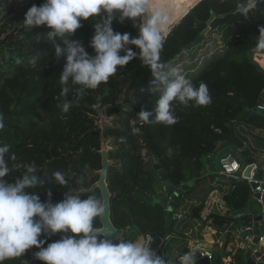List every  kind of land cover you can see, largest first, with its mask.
I'll list each match as a JSON object with an SVG mask.
<instances>
[{"label": "trees", "instance_id": "trees-1", "mask_svg": "<svg viewBox=\"0 0 264 264\" xmlns=\"http://www.w3.org/2000/svg\"><path fill=\"white\" fill-rule=\"evenodd\" d=\"M42 3L43 0H28L21 9L12 0H0V114L5 125L0 129V142L9 145L10 152L17 157L11 164L19 166L5 179L12 182L31 164L38 167L36 175L46 182L45 188L35 190L39 191L42 201L48 189L52 190L54 203L62 200L67 190L50 183L52 173L57 170L65 174L69 188L82 187L84 197L101 196L99 189L92 186L99 178V150L105 140L111 145L108 156L112 165L106 177L111 194L110 219L115 228L124 231L123 240H136L139 226L145 230V237L156 236L163 230L164 210L161 204H153L152 199L167 202L169 194L153 168L154 163L160 164L168 174L176 192L189 180L194 182L178 196L168 229L170 234L180 236L192 221H203L206 225L208 220L219 225L228 221L239 192L238 183L212 174L220 172L221 156L215 157L218 152L229 148L222 157L231 154L237 158L238 154L234 145L217 151L216 146L226 139L229 125L261 117L246 119L243 100L257 104L263 96L264 72L254 59L264 50L257 42L259 36L264 38V33H260L264 28L262 8L253 11L247 0H200L171 28L165 36L161 60L196 85L206 83L212 102L196 108L174 105L178 123L165 126L144 124L136 117L142 109L151 111L156 99V93L147 91L153 79L150 71L138 58L118 68L107 83L86 90L78 103L63 113L59 107L64 101L59 96V77L64 58L57 59L52 44L44 40L43 26L27 28L24 25L27 10ZM239 9L246 14L243 23L228 24L208 39L195 42L204 35L200 25ZM91 22L82 21V27L71 39L80 41L94 55L88 47L93 34ZM138 22L113 21L111 26L114 31L128 32L135 37L138 32L134 25ZM17 59L21 62L17 63ZM69 85L67 99L75 101L79 86L71 85V81ZM94 104L100 107L93 108ZM99 112L111 120L103 129L93 120ZM137 128L141 129L139 133L135 131ZM121 137L126 142L120 143ZM239 155L242 170L247 154ZM207 164L211 171L207 170ZM80 177L84 178L83 185L77 184ZM207 183L208 191L217 189L221 193L223 213L214 208L204 216L206 196H192ZM94 223L101 227L99 218ZM54 240L57 239L52 236L47 242ZM36 251L29 249L20 258L5 260L4 264H41L33 257ZM187 251L190 250L184 247L180 256Z\"/></svg>", "mask_w": 264, "mask_h": 264}, {"label": "clouds", "instance_id": "clouds-1", "mask_svg": "<svg viewBox=\"0 0 264 264\" xmlns=\"http://www.w3.org/2000/svg\"><path fill=\"white\" fill-rule=\"evenodd\" d=\"M258 2L251 0L252 7ZM90 20L93 34L88 47L94 55L80 41L71 39L82 27V21ZM125 20L139 21L134 25L138 32L135 37L128 32L114 31L111 26L113 21ZM169 20L170 14L156 7L153 0H43L39 6L33 5L27 10L24 25L27 28L43 26L44 40L52 44L57 59L64 58L59 77V96L64 98L59 107L63 113H68L86 90L107 83L118 68L138 58L150 71L153 79L147 91L156 93V99L151 111L142 109L136 117L144 124L171 126L179 120L174 105L206 107L212 97L206 83L196 85L161 60ZM260 33H264V28ZM257 42L264 47V38L259 36ZM69 81L79 86L75 101L67 99ZM4 127V117L0 114V129ZM135 131L139 133L141 129ZM119 142H126V138L121 137ZM16 159L9 145L0 142V264L20 258L33 248L38 250L33 257L41 264H168L153 249L151 236L133 241L113 240L105 235L94 223L104 217L103 197L96 194L84 197L82 187L69 188L62 171H54L51 176L50 183L67 189L62 200L55 203L51 189L45 192L43 201L39 191H35L45 188L46 182L36 175L39 169L34 165H28L12 182L6 180L19 167L11 164ZM84 182L83 177L77 179L79 185ZM58 233L61 234L58 240L47 242ZM179 260L180 264H197L194 251L184 252Z\"/></svg>", "mask_w": 264, "mask_h": 264}, {"label": "water", "instance_id": "water-1", "mask_svg": "<svg viewBox=\"0 0 264 264\" xmlns=\"http://www.w3.org/2000/svg\"><path fill=\"white\" fill-rule=\"evenodd\" d=\"M200 1V0H199ZM197 4V3H196ZM195 4V5H196ZM194 5V6H195ZM192 6L191 8H193ZM190 8V9H191ZM189 9V10H190ZM252 8V10H256ZM188 10V11H189ZM188 11L179 19L181 20ZM177 20L174 24L170 26L166 35L170 32L171 28L179 21ZM246 20V14L242 9H239L233 13H228L220 17H213L207 23L200 25L204 30V35L199 36L195 39V42L201 41L203 38H208L212 33L218 31L219 28H222L228 24H239L243 23ZM264 52V50H263ZM244 105L248 110V117L261 116L264 118V112L255 111L256 102H250L243 100ZM108 141L102 140L101 149L99 154L101 157V169L97 171L99 178L93 184L92 188L99 189L100 195L103 197L106 204V211L104 217L99 218L100 225L105 235L109 238L115 240L117 238L122 239L124 231L122 229H117L113 226L110 219V198L111 194L108 190L106 177L109 171L112 161L108 156ZM227 145H234L238 151H244V144L236 136L234 131V125H229V133L225 140L218 142L216 150L223 148ZM153 168L158 172L161 181L164 183V190L169 194L167 202H161V200L153 197V204H161L166 220L163 226V230L156 236H153V249L159 250L161 243L164 240L165 236L170 235L169 226L171 220L173 219V209L177 206L178 196L187 188L192 186V182L186 183L179 191H174V187L169 182L168 174L161 168V165L154 163ZM227 179L233 183H245L246 189L250 195L245 199L244 206L237 209L231 217L237 219L236 228H239L242 232L246 230H251L254 232L252 237L251 244L249 245V250L243 251L246 257V264H257L253 259H251V250L257 247L259 238L264 234V157L258 155L257 158H244V167L240 173L236 174L235 177H227ZM260 189V190H258ZM140 234L145 235V230L139 226ZM196 255L197 264H210L209 258L201 257V254L198 250H193Z\"/></svg>", "mask_w": 264, "mask_h": 264}, {"label": "crops", "instance_id": "crops-1", "mask_svg": "<svg viewBox=\"0 0 264 264\" xmlns=\"http://www.w3.org/2000/svg\"><path fill=\"white\" fill-rule=\"evenodd\" d=\"M264 13V5L262 6ZM255 61L258 63L260 68L264 72V52L256 54L254 57ZM264 101V96H262L259 103ZM247 110V118L248 117ZM256 117V116H253ZM234 131L236 136L244 144L243 152L246 157L257 158L258 155L264 157V119L257 117V119H252L251 121L235 124ZM230 150L225 149L218 152L216 156H221L224 152ZM217 151V150H216ZM241 153L242 151H237ZM207 161V158L204 159ZM207 170H210V165H206ZM208 171V172H209ZM241 172V171H240ZM212 175L222 176L220 172H213ZM192 182V186L194 182ZM191 186V187H192ZM209 184H205L203 188H197L192 196H206L204 204V216L210 213L214 208L218 212L223 213V202L221 199V193L217 189L207 190ZM239 192L235 199L233 207L230 209L228 215V221L224 224L219 225L212 220L205 222H190L181 232L180 236L172 233L169 236H165L164 240L161 243V247L158 251H161L160 255L168 261V264H180V254L183 248H187L190 251L198 250L202 257L209 258L210 264H246V257L243 254V251L249 250L246 249L244 238L245 236H254V232L251 230H246L242 232L239 228H236L237 219L231 217L237 209L244 206L245 198H247L250 193L246 189V184L243 182L238 184ZM247 196V197H246ZM180 213V212H179ZM142 234H138L137 239L144 238ZM257 250L261 254L264 264V234L259 238L257 244ZM252 259V257H251Z\"/></svg>", "mask_w": 264, "mask_h": 264}, {"label": "built area", "instance_id": "built-area-1", "mask_svg": "<svg viewBox=\"0 0 264 264\" xmlns=\"http://www.w3.org/2000/svg\"><path fill=\"white\" fill-rule=\"evenodd\" d=\"M223 1V0H220ZM247 3L249 4V7L252 8H262L264 5V0H260V2L256 3L254 7H252L251 0H247ZM262 94L264 96V88L262 90ZM255 111H262L264 112V101L261 103H257L254 108ZM219 166H220V173L221 175L225 177H235L236 174L240 173L241 168L239 162L231 155L227 154L220 158L219 160ZM260 190V189H258ZM252 238L250 236H245L244 241L246 245V249H249V245L251 244ZM203 255L201 254V257ZM251 257L253 261H255L257 264H263V259L261 257V254L257 250V247L255 249L251 250Z\"/></svg>", "mask_w": 264, "mask_h": 264}, {"label": "bare ground", "instance_id": "bare-ground-1", "mask_svg": "<svg viewBox=\"0 0 264 264\" xmlns=\"http://www.w3.org/2000/svg\"><path fill=\"white\" fill-rule=\"evenodd\" d=\"M199 0H153L156 7L170 14L169 28L179 20ZM189 8V9H188ZM168 28V29H169Z\"/></svg>", "mask_w": 264, "mask_h": 264}, {"label": "rangeland", "instance_id": "rangeland-1", "mask_svg": "<svg viewBox=\"0 0 264 264\" xmlns=\"http://www.w3.org/2000/svg\"><path fill=\"white\" fill-rule=\"evenodd\" d=\"M28 0H12V3L15 4V6H18L20 7L21 9L25 8L26 7V3H27ZM189 9V8H188ZM188 11V10H187ZM21 12V11H20ZM165 36H166V33H165ZM205 39H208V38H205ZM93 120H94V123L96 126H98L100 129H103L106 125H110V118H107L105 117V115L103 114V112H99L97 115H95L93 117ZM108 150L111 149V145L110 143L108 142ZM237 149V148H236ZM238 151V150H237ZM236 151V153H238ZM240 154V153H239ZM237 155V158H235L239 163H240V159H241V156L240 155ZM220 167V166H219ZM243 169V168H242ZM60 235L61 234H56L54 237L58 240L60 238Z\"/></svg>", "mask_w": 264, "mask_h": 264}]
</instances>
